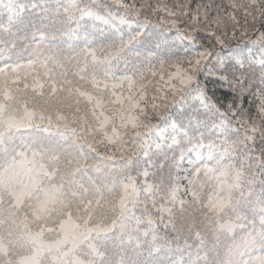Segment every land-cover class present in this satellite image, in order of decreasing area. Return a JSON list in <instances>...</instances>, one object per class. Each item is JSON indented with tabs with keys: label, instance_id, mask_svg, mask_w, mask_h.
Returning a JSON list of instances; mask_svg holds the SVG:
<instances>
[{
	"label": "snow or ice",
	"instance_id": "1",
	"mask_svg": "<svg viewBox=\"0 0 264 264\" xmlns=\"http://www.w3.org/2000/svg\"><path fill=\"white\" fill-rule=\"evenodd\" d=\"M30 7V23L10 22L5 29L11 39L0 46V93L21 83L27 87L26 65L35 82L42 69H50V79L59 74L67 79L83 75L84 62L97 63L101 71L91 84L115 104L131 106L120 119L136 130L135 145L148 149L147 163L135 174L128 160L112 154L89 158L87 137L97 131L122 142L111 112L104 110L105 97L95 93L88 100L97 116L92 132L79 114L75 121L33 115L27 125L59 141L77 178L89 170L101 175L123 170L116 185L122 216L111 229L117 234L116 264H216L212 253L219 245L210 248L215 241L198 235L193 219L195 193L207 179L218 186V202L232 199L236 212L229 227L243 234L218 257L222 264H264V0H34ZM149 26L159 31L148 32ZM108 35L118 44L106 41ZM245 41L244 48L237 47ZM223 49L229 51L222 55ZM126 54L138 64L129 67ZM116 64L124 65L118 75L112 71ZM145 74L154 89L150 97L142 88ZM202 74L215 78L211 94ZM182 103V119H168L169 109ZM141 105L167 123L136 119ZM19 133V127L0 126V155L10 156L6 167L0 165V222L13 219L38 186L32 140ZM182 188L192 194L189 200ZM95 242V232L69 236L54 250L52 264H104ZM4 243L0 240V249Z\"/></svg>",
	"mask_w": 264,
	"mask_h": 264
},
{
	"label": "clouds",
	"instance_id": "2",
	"mask_svg": "<svg viewBox=\"0 0 264 264\" xmlns=\"http://www.w3.org/2000/svg\"><path fill=\"white\" fill-rule=\"evenodd\" d=\"M104 39L118 44V38L115 36L108 35ZM126 55L129 67L138 64L136 56ZM83 67L86 69L83 75L76 73L67 79L64 74L55 75L50 79V69H42L34 82L32 68L26 65L22 75L28 76L27 87H13L0 93V126L6 131L9 126L19 127V134L32 140L29 145L30 156L34 161L33 167L38 181L37 189L25 197L15 210V217L0 222V240L5 242L4 247L0 249V264H20V261L25 259L34 260L35 264H52L54 250L69 236L84 232L96 233V247L100 250L104 264H116L113 240L117 234L111 232V229L122 216L121 197L116 185L123 170L110 175H101L89 170L77 178L78 169L59 147V141L35 127H27L33 123L30 119L33 115L45 114L75 121L79 113L80 119L87 117L89 132H92L97 116L92 112L91 106L80 108L79 105L83 104L84 100L94 98V93L103 95L104 110L111 112V118L119 129L122 142L116 143L106 139L104 134L97 131L87 137V142L93 149L89 158L94 159L97 153L112 154L119 161L128 160L133 174L137 166L147 163L148 157L144 153L148 149L135 145L133 137L136 130L126 127L120 119L126 111L131 110V106L122 104L117 107L107 93H101L91 84L90 78L101 71L99 64L84 62ZM123 70V64L113 65L112 71L117 75ZM145 75L147 78L142 88L150 97L154 90L152 80L150 76ZM73 104L77 105V113L72 111ZM140 107L141 112L134 113L136 119H147L161 127L167 123L158 120L156 112L150 106L147 111L143 110V105ZM174 109H169L170 120L174 118ZM175 119L180 121L178 114ZM151 158L156 160L158 156L153 154ZM9 159V154L0 155V165L6 167ZM180 183L186 185L187 182L181 180ZM101 185H104L103 189ZM217 191L218 186L214 181L207 179L201 182L199 191L195 193L193 219L199 228L198 235L203 234L207 240L215 241V244H210L209 247L215 249L216 245H219V249L213 251L212 255L217 257L216 264H222L218 257L237 244L243 234H233L230 230L236 206L230 197H224L218 202ZM181 195L185 200L192 197V194L185 192L183 188ZM3 200L7 205V192L3 193ZM225 229L228 230L224 231Z\"/></svg>",
	"mask_w": 264,
	"mask_h": 264
},
{
	"label": "trees",
	"instance_id": "3",
	"mask_svg": "<svg viewBox=\"0 0 264 264\" xmlns=\"http://www.w3.org/2000/svg\"><path fill=\"white\" fill-rule=\"evenodd\" d=\"M34 2V0H0V46H2L4 41H7L11 39L9 33L5 30L9 23L12 22L16 24L17 26L23 25L26 23H30L33 19V9L30 7V5ZM35 2L39 3L41 0H35ZM35 11H38L35 10ZM148 32H158V29H155L154 26H149ZM167 35V34H165ZM147 41V36H145V42ZM247 41L240 43L237 45L239 48H244L247 45ZM16 44L18 47H23L24 46V41L23 40H17ZM229 50L228 49H223L221 54L223 55L224 53H227ZM215 57H213V60ZM25 63V62H22ZM209 68H214L215 65L214 63H210L208 65ZM207 71V68L206 70ZM200 79L206 83H208L209 89H210V94L211 91L215 89L216 85L211 83L212 80H214V77L208 76L207 79L205 78V75L202 74L200 76ZM20 88H26L25 84L21 83L19 85ZM221 91H228L227 89H221ZM85 106H90L88 100H84V103L79 105L80 108H84ZM117 107H120V104H116ZM184 107L183 103L181 105H178L174 109V118L178 114L180 117V120L182 119L181 117V109ZM72 111L74 113H77V105L73 104L72 105ZM79 114V113H77ZM176 120V119H175ZM184 124H187V120L183 121Z\"/></svg>",
	"mask_w": 264,
	"mask_h": 264
}]
</instances>
